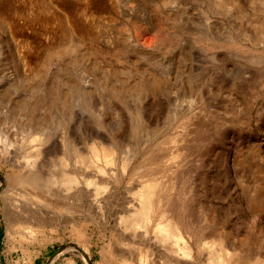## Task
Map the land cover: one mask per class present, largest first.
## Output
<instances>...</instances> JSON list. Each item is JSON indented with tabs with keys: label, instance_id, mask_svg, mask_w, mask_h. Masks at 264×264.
Instances as JSON below:
<instances>
[{
	"label": "rangeland",
	"instance_id": "1",
	"mask_svg": "<svg viewBox=\"0 0 264 264\" xmlns=\"http://www.w3.org/2000/svg\"><path fill=\"white\" fill-rule=\"evenodd\" d=\"M0 177L2 264H97L153 180L205 257L222 231L264 256V0H0ZM37 202L53 226L6 243Z\"/></svg>",
	"mask_w": 264,
	"mask_h": 264
},
{
	"label": "bare ground",
	"instance_id": "2",
	"mask_svg": "<svg viewBox=\"0 0 264 264\" xmlns=\"http://www.w3.org/2000/svg\"><path fill=\"white\" fill-rule=\"evenodd\" d=\"M93 147H94L95 157L102 158L104 160V162L108 165L113 162V154H114V151L117 150V149L116 150L114 149L115 147L111 146V144H110V146H104V147L102 146L100 149H98L97 146H94V145H93ZM92 149H91V151H92ZM39 155L40 154L38 152V156ZM61 155H63V154H61ZM36 156H37V154H36ZM114 156H115V154H114ZM152 156L153 155H151L150 157H152ZM64 157L65 156H63V158ZM158 158H159V156H158ZM161 158H160V160H161ZM73 159L75 160V158H73ZM86 159H89V158H85V160ZM67 160H69V159H67ZM78 162H80V161H78ZM156 162H158V160ZM65 163H67V162H65ZM63 164H62V168H64ZM38 165L39 164H37V166ZM95 165H97V164H95ZM39 168H41V167H39ZM32 169H30V171ZM36 169H37V167H36ZM94 169H96V167ZM97 170L101 173V171H103L102 166L97 167ZM30 171L28 170V172H30ZM41 172L42 171H40V173ZM65 172H66V174L62 180L63 182L62 181L61 182L63 184H65L66 189H68L71 186V184H73L74 182L77 181V176L71 175V174L67 173V171H65ZM90 172H92V171L90 170ZM48 174H49V172H48ZM55 174H51V175L53 176ZM253 175H254V173H253ZM151 176H152V173H151ZM29 177L30 178H28V179L25 178V179H27L26 182L28 181L30 184L34 185V187H37L41 184L40 183L41 176H40L39 172H36L35 176L33 175V176H29ZM99 177L102 178V176H99ZM83 178H84V176H83ZM101 178H98V179H101ZM23 179H24V177H23ZM93 180L96 181V179H93ZM171 180L169 182H171ZM88 182L91 183L92 179L88 180ZM172 182H174L173 184H175V181L172 180ZM2 183H0V191L4 187ZM77 183H79V182H77ZM98 184H100V183H98ZM165 184H167V183H165ZM102 185H104V184L102 183ZM162 185H163L162 181L153 180V181L147 182L143 186V188H141V189L137 188L138 191H136V192L133 191V193H130L131 195L134 193L137 194L138 207H136L135 213H133L130 217L121 216L120 219L117 220V225L114 226V230H115V235H116L119 242H117L112 247V250H110V253H108V254L104 253L102 255V258L100 260H98L97 264H117V261L119 258L121 259L119 264H264V256L260 255L258 249L255 246L256 245L255 241H252L250 243L249 247L246 248L245 242L243 240H235L234 241L230 238V233L223 232V231L220 232V234H218V236L216 238V241L218 242L217 244L219 245V248H218L219 250L218 251L215 250L216 251L215 254L211 255L212 254L211 253L210 254L211 256L205 257L204 251L202 252V249L203 250L206 249V248L204 249V247H207L206 243L204 242L203 246L200 243L198 248H195V245L193 243L194 237L191 233V230L187 226L184 227L182 220L178 216L177 207H179V206H178V203L176 200L177 198L174 196H171L167 193V191L170 190V188L168 189V186H166L167 187L166 188L164 185L163 186ZM44 186H45V184H44ZM170 186H171V184H170ZM177 187H178V185H177ZM130 188H128V189H130ZM174 188L175 187H173V189ZM99 189L100 188L98 187V190ZM165 189H168V190L166 191ZM245 189H246V187H245ZM102 190H103V188H102ZM42 193H44V192H42ZM59 196H61V195H59ZM48 199H49V197H48ZM248 199H249L250 205L254 209L262 206V202L257 195L250 194ZM75 200H77V199H75ZM99 200H100V198H99ZM31 201H34V200H31ZM97 201H98V199H97ZM65 202H63V203H65ZM18 203H20V201ZM38 203L39 202L35 203L34 209L31 211L23 210V211H25L24 212L25 214H22L19 211L17 213L13 211V212L6 214V220H7L6 243H8L9 239L12 238V235H15L16 233L20 234V236L25 237V238L26 237L32 238V237L37 236L38 233L46 231L47 228H49L50 226H53L52 224H54V222H55V219L53 218L54 216L51 215L52 213L50 214L49 211L46 212L47 210L44 209L45 207L43 208V206H44L43 204H41V203L38 204ZM50 203H51V201H50ZM41 205H43V206H41ZM131 205L132 204H130V206ZM24 207H25V204H24ZM59 207H61V206H59ZM24 209H27V208H24ZM66 209H68V208H66ZM99 209H101V208H99ZM1 210H2V208L0 206V213H1ZM7 210H9V208H7ZM10 210H11V208H10ZM103 210L101 209L102 212H103ZM254 216H252V217H254ZM155 217H159L160 220L157 222V224L154 228L155 229L154 234L151 235L149 228H150ZM107 222H108V219H107V217H105V224H107ZM170 242H172V245ZM128 245H130V246H128ZM131 246H133V247H131ZM208 246H209V244H208ZM72 247L77 248L79 250L80 254L83 257H85L87 262L92 264L91 260H92L93 253L89 248H85L84 246H81L79 244H74ZM129 247H131V248H129ZM139 248H144L145 252L143 254H140ZM197 253L199 255V259H200L201 263L199 262ZM0 264H2L1 261H0ZM61 264H78V262L75 260V258H67V259H64Z\"/></svg>",
	"mask_w": 264,
	"mask_h": 264
}]
</instances>
